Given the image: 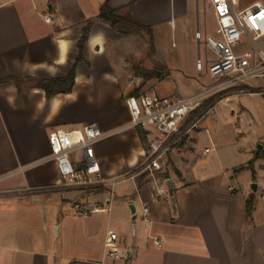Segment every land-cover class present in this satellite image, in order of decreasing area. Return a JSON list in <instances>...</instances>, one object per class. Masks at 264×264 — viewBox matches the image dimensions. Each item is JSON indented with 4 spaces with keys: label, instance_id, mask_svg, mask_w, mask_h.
Instances as JSON below:
<instances>
[{
    "label": "crops",
    "instance_id": "1",
    "mask_svg": "<svg viewBox=\"0 0 264 264\" xmlns=\"http://www.w3.org/2000/svg\"><path fill=\"white\" fill-rule=\"evenodd\" d=\"M91 2L0 0V264H264V194L257 202L251 189L234 184L229 169H209L214 160L198 167L186 152L190 135L162 171L133 179L150 141L144 143L136 131L112 135L95 146L102 174L128 180L113 193L63 187L51 160L52 133L88 125L110 133L130 122L124 61L116 70L108 53L125 38L96 21L106 0ZM109 5L130 8L133 19L153 32L168 26L177 31L178 20L193 9L192 0H109ZM90 22L71 94L48 100L36 84L72 73ZM174 96L182 95L166 97ZM110 232L118 235L121 261L108 257Z\"/></svg>",
    "mask_w": 264,
    "mask_h": 264
},
{
    "label": "built area",
    "instance_id": "2",
    "mask_svg": "<svg viewBox=\"0 0 264 264\" xmlns=\"http://www.w3.org/2000/svg\"><path fill=\"white\" fill-rule=\"evenodd\" d=\"M204 1L214 11L217 31L215 37L204 36L200 31L196 34L198 43L214 54L212 59L207 55L199 56L198 73L224 80L227 87L237 89L245 88L247 83L254 80L264 81V2L254 3L240 11L236 0ZM47 22L50 23L51 19H47ZM225 87H209L187 98L157 94L127 97L130 122L118 131L106 133L97 125H88L69 132L52 133L51 160L56 164L63 187L83 192L110 189L113 193L118 183L128 179H105L95 146L112 135L137 129L149 132L150 143L145 161L131 178L162 171L167 157L197 127L199 119L187 125L192 115ZM252 94L264 96V89L250 92ZM209 152L206 150V153ZM161 194H164L163 190ZM145 213L148 214V210ZM117 240L118 235L110 232L106 241L108 257L113 262L124 259V254L118 250ZM156 246L163 247L159 241H156Z\"/></svg>",
    "mask_w": 264,
    "mask_h": 264
},
{
    "label": "rangeland",
    "instance_id": "3",
    "mask_svg": "<svg viewBox=\"0 0 264 264\" xmlns=\"http://www.w3.org/2000/svg\"><path fill=\"white\" fill-rule=\"evenodd\" d=\"M257 2L264 0H236V6L241 11ZM91 4L95 5L96 0H92ZM192 4L190 15L178 20L177 31L168 26L153 32L154 44L144 34L143 37H124V40L108 48L116 70H121L120 62L124 61L129 84L127 95L140 87L141 94H180L187 98L209 87L222 85L223 88L228 85L224 80L215 79L211 75L201 77L197 71L199 56L207 55L212 59L214 54L205 45L198 43L196 34L200 31L204 36L207 34L215 37L217 23L213 9L204 0H192ZM136 65L157 71L166 67L169 76L164 81L145 82L136 77ZM261 89H264V81L254 80L243 89L226 86L220 90L212 97L214 106L225 98L234 97L218 104L216 109H212L213 106L210 113L199 119L197 128L190 133L186 147L194 163L200 164L198 167L214 160L210 162L209 169H229L230 178H235L234 184L243 190L251 189L256 194L257 202H262L264 194V96L250 95V92L255 93ZM195 120L191 118L187 125ZM207 149L210 153H206ZM254 186H259L258 191L254 190ZM134 224L131 222L133 232ZM49 230L51 236L56 235V228L50 227ZM35 234H43L41 227L35 226Z\"/></svg>",
    "mask_w": 264,
    "mask_h": 264
},
{
    "label": "trees",
    "instance_id": "4",
    "mask_svg": "<svg viewBox=\"0 0 264 264\" xmlns=\"http://www.w3.org/2000/svg\"><path fill=\"white\" fill-rule=\"evenodd\" d=\"M96 21L111 27L115 32L126 38L132 36L143 37L144 34H147L154 44L152 29L149 27H145L135 21L131 15L130 8L124 9L122 11L113 10L109 5V0H106L104 5L101 7L100 13L96 18ZM93 24L94 22L88 23L87 27L84 29L82 39L79 42L80 56L72 73L64 79L39 82L36 84L38 88L46 92L48 100H51L53 97L59 94H71L73 87L75 86L77 65L84 61V48L85 44L89 39ZM134 72L136 74V77L143 79L145 82L151 80L163 81L169 76L166 67H163L162 69L157 71L156 69L148 70L141 65H136L134 67ZM15 82L17 85H19V81ZM141 90L142 89L140 87L134 89L127 97H139L141 95ZM213 106L214 99L210 98L209 100L204 102L201 109H199L196 113L192 115V119H201ZM135 131L138 133L139 137L144 143H146L148 138H150L149 132L145 131L144 129H137ZM253 211L254 198L251 197L247 201V216L249 218L252 217Z\"/></svg>",
    "mask_w": 264,
    "mask_h": 264
},
{
    "label": "water",
    "instance_id": "5",
    "mask_svg": "<svg viewBox=\"0 0 264 264\" xmlns=\"http://www.w3.org/2000/svg\"><path fill=\"white\" fill-rule=\"evenodd\" d=\"M260 149H261V148H260ZM169 184H170V183H169ZM170 185H171V184H170ZM254 190H257V186H254ZM130 209H131V211H132L133 214L136 213V209H135L134 206H131ZM134 220H136V218H134Z\"/></svg>",
    "mask_w": 264,
    "mask_h": 264
}]
</instances>
